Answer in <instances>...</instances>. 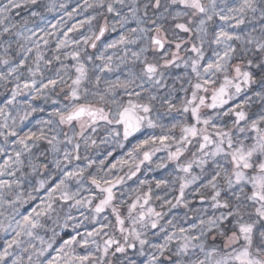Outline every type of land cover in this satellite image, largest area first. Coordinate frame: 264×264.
Here are the masks:
<instances>
[{
  "label": "rangeland",
  "instance_id": "374dc122",
  "mask_svg": "<svg viewBox=\"0 0 264 264\" xmlns=\"http://www.w3.org/2000/svg\"><path fill=\"white\" fill-rule=\"evenodd\" d=\"M20 1L13 0L9 6L16 8ZM169 1L181 3L190 9L189 11L186 10L189 14L187 16L189 26L179 27L182 35H177L176 31H168L167 34L159 28V21L155 19H148L145 22L137 21L136 29L127 33L124 29L133 25H129L120 18L115 20L114 24H110L106 20L102 21L95 30H90L88 27L90 33L87 34L88 39L85 47L90 46L94 51L93 54L96 53L99 64L102 63V66L106 67V69L97 68L95 70H106L105 73L112 70L109 74L114 72L117 77L122 79L121 83L135 86L134 89L138 91L135 93L136 96L144 103L138 104L136 101H127L121 104L117 97L106 94L105 97L108 98L106 107L79 104L76 100L81 95L70 91L68 86H65L58 88V92H56L64 95V97L57 108L54 106L53 111L48 114L51 117L42 119L46 121L44 123L40 120H35V122H39L37 125L45 132L39 129L40 135L53 142L54 147H52L51 155L55 159H60L59 155L63 153L65 156L66 154L68 156L74 155L70 143L75 139L79 141L75 142L74 145L76 146H90L95 152L98 151L100 157L107 158L110 155L114 157L118 154L113 155V152L115 153L113 147L119 141L122 143L118 153L122 154V158L117 156L115 165L118 169L132 167L133 173L135 169L138 170L141 167L140 165L144 161L150 160L154 150L157 162L164 168L168 165L167 171L161 175L164 186H161L160 178L156 185L167 191L159 194L157 200L163 203L173 201L171 190L176 187L175 182H177V184L179 183V190L183 189L186 193L184 202L179 206L181 210H187L189 206L187 203H191L189 201L192 199L193 202L195 200L192 198L195 191L188 188L190 184L194 185V182H190L192 176L190 174L196 167L200 166L198 156L201 152H205L207 155L211 154L209 162H213L214 165L209 171L208 179L217 177L227 180L231 177L234 183L238 185L237 192H230L228 195L230 202L233 203L234 198L239 201L241 197L246 195V187H249L250 191L252 190L248 199L255 200L257 205L246 203V206H252L254 208L253 213H247L245 209H238L237 213L241 215V219L230 215L228 212L216 217L209 214L207 219H201L202 216L207 215L201 210L199 215L201 217L197 221L184 220V213L175 215L178 216V220L175 221V216H173L169 220L172 228H169L168 233L158 240L159 242L165 240L166 245L164 246L163 242L161 244L154 243L150 246L151 253L146 255L145 260H141L142 263H139V260L136 262L129 260L128 264H264V128L253 125L254 121L264 117V114L251 122V118L243 112L250 105L251 95L232 102V96L243 94L244 89L251 83V78L245 70V65L241 62H235L228 67L230 55L234 49L232 40L239 31L238 27L230 30L228 25L233 23L231 21L233 18L238 19L234 22L235 24L244 22L240 18L245 16L243 9L250 0L228 2L227 5L224 0ZM219 7H223V11H225L221 13L223 16L215 14ZM214 8L215 11L212 13ZM182 12L185 13V11ZM215 15L219 19L220 29L226 31L219 29L216 36L208 38L209 43L207 44L205 40L207 30L205 28L209 27L210 20ZM69 18L73 23L84 18V15L70 16L67 21ZM63 22L65 21L63 20ZM55 28L56 26L52 22L51 28L48 27L47 31ZM101 29H104V33L100 41H97L95 39ZM227 29L229 30L227 31ZM47 31H44L42 37L49 34ZM55 33L56 31L51 32L60 44L68 45L70 37L67 34L69 32ZM64 37L67 39L66 42H64ZM174 37H176V41L173 40ZM236 37L235 41H238L240 37ZM153 38L162 41L161 52H157V46L151 44ZM243 41L245 40H241V42ZM207 45H209V55L204 62V56L200 55V52ZM141 63H143V67L139 71V67L136 68V66L141 65ZM108 68L111 70L108 71ZM98 73L102 74L103 71H98ZM169 75L179 78L173 79L171 77V81H169L167 80ZM222 77L224 78L222 79ZM161 81L164 83L159 84L158 82ZM56 83H50V87ZM25 86L28 87V91L25 93L21 91L19 94L16 91L20 88L15 87L16 91L12 94L10 105L0 122L4 130L12 133L28 129L31 126L29 122L32 112L35 111V105L42 103V100L39 102L38 99L33 102L27 97L32 93L31 89L36 90L38 83L30 81ZM186 88L189 89L188 93L185 91ZM90 95L99 98L95 92L88 93V96ZM149 98L152 99L151 103L148 101ZM27 101L31 103L28 104ZM79 107L95 110L96 114L92 117L86 115L74 121L64 120ZM223 108L226 109L219 116V119L214 118V113ZM261 111L264 113V110ZM126 120L133 122V131H126ZM154 123H158L157 128ZM176 129L178 138H173L172 132ZM212 133L216 134V140H212ZM225 133L233 137V140L227 142L224 147L222 137H227L223 135ZM31 135V133L26 132L23 133L24 138L10 141L11 151L5 161L6 166L0 168V180L3 179V182L8 177L7 175L11 176L12 174L10 162L17 159L16 156L22 152V149L25 151ZM91 135H99L97 141L100 142L86 143L87 137ZM257 137L259 138L258 142L253 140ZM181 141L190 151L187 154L182 149ZM125 147L127 148L125 149ZM174 160L176 163L178 162L177 165ZM111 168L106 169L107 171L103 174L102 185L95 194L97 202L95 203L96 197L92 195L91 202L87 201L84 206L94 204L95 208L101 212H108V208L113 211L124 209L122 206L119 207L120 204L125 203L124 201H118V204L109 203V201L114 202V197L120 194L117 191L120 182L116 180L114 167ZM43 170L44 167L42 166ZM72 170L70 173L66 172L63 177L64 180L57 182L45 200L41 204H36L35 208L38 210L42 207L52 209L55 208V203L61 208L63 203L67 202L71 208L82 209L83 193L88 192V189L83 185L70 188L68 183L76 172L73 168ZM9 181H6L8 183L3 185L0 192L8 193ZM128 188L123 189L125 193ZM183 190L177 191V198L182 197ZM137 191L135 193L139 194ZM187 192H192V195L188 197ZM17 204L18 200L15 197L0 194V227L10 235V241L18 243L20 238L18 248L7 253L0 264H38V257L41 254L39 250L43 246L45 237L42 238L37 231L40 227L37 216L32 213L21 215ZM160 206L162 204L151 203L148 199L142 203L137 201V203L128 205L126 213L132 215L135 220L129 221L131 227H128V230L125 226L127 238L130 240L137 239V228L134 225L144 224L146 221L150 222L154 215L159 217L158 209ZM193 207L201 208L195 203ZM107 218V213H104L97 225L95 221H92L93 223H91L96 226L93 225L94 227L89 233L87 231L86 234H82L80 236L81 241L75 236L72 237L69 241L61 244L46 263L41 264H97L93 259L94 254L96 256L100 247L102 251H105V244L102 243H109L112 227L117 224L118 228L122 229L123 226V220L120 217L116 218L117 222L114 221V223L110 218H108L110 222L107 221ZM229 219L233 221L228 222ZM179 220L182 221L181 224H179ZM154 221L150 223L153 224ZM52 222L59 224V218L55 217ZM175 223L179 224L178 229H174L176 228ZM232 224L233 226H231ZM235 225H237L236 232H231L223 237L220 245L203 243V238L213 227L221 226L223 230H226L229 227L234 229ZM191 231L194 234L190 235ZM221 233L222 230H219L218 233L209 236V241L216 240L215 238ZM181 240L184 241L188 252L185 257H178L176 261H173L166 256L167 246ZM152 241L154 239H150L149 242ZM257 243L260 248L254 247Z\"/></svg>",
  "mask_w": 264,
  "mask_h": 264
},
{
  "label": "trees",
  "instance_id": "16d2710c",
  "mask_svg": "<svg viewBox=\"0 0 264 264\" xmlns=\"http://www.w3.org/2000/svg\"><path fill=\"white\" fill-rule=\"evenodd\" d=\"M12 1L0 0V122L3 120L4 113L10 105L12 94L16 91L15 87L20 88L16 93L19 94L21 91L25 93L28 91V87L25 86L27 82L36 81L38 87L35 91L31 89L30 91L32 93L27 97L33 100V102H36L38 99L39 102L42 100V103H38L34 107L37 112L34 111L31 114V120L29 122L31 126L28 128L29 130L24 129L14 132L16 133L14 135V133L4 130L2 125H0V168L6 166L5 161L11 151L10 141L13 139H22L23 133L26 132L32 134L25 151L22 149V152L16 156L17 159L10 162L12 166V177L7 175L8 177L4 182L3 179L0 180V190L3 185L8 183L6 181L10 180L8 193L0 192V194L6 195L7 197H15L18 200L17 208H20V214H34L37 216V220H39L37 221L39 226H43L37 230L42 238L45 237L43 246L39 250L41 254L38 257V264L46 263L56 249L64 242L72 239V237L75 236L81 241L80 236L84 233L86 234L87 231L89 233L102 219L104 213H107L108 218L113 220V223L116 221V218L120 217L123 220V226L122 229L118 228L117 224L112 227V235L109 237V243H102L103 245L105 244L106 252L102 251L100 247L96 256L94 254L93 259L97 264H128L129 260H134L135 262L139 260V263H142L146 255L152 251L150 250V246L154 243L161 244L163 241L159 242L158 240L168 233L169 228H172L169 220L180 213H184V220L188 221L192 219L190 221H197L201 217L199 216L201 210L207 214L204 217L202 216L201 219H207L209 214L212 217H216L225 212L241 219V215L237 213L238 209H245L247 213L254 212L252 206H246V203L248 205H257L255 200L248 199V196L252 193L249 187L245 188L247 190L245 192L246 195L241 197L239 201L233 197L234 202L232 203L229 201L228 195L230 192H237L238 185L234 183V180L231 177L227 180L217 177L208 179L209 171L212 169V166L214 167L213 162H209L211 154L207 155L205 152L199 153L198 160L201 164L195 168L196 170L194 169L191 172L190 182H194V185L190 184L188 188L195 191L193 193L194 197H192L195 200L193 202L192 199L189 201L191 203H187L189 205L187 210H181L179 206L184 202L186 193L181 189L184 194H182V197L177 198L178 192L181 191L179 190L180 187H178L179 183L177 184V182H175L176 187L171 190V199L173 201L170 203L172 205L169 202L163 203L157 200L159 194L167 191L164 188L160 189L156 185L159 183L160 178V184L164 186L161 175L167 171L168 165L164 168L163 165L157 162L154 150L151 153L150 160L147 159V161H144L140 165L141 167L138 170L135 169L133 173L132 167L118 169L115 165L116 157L119 156V158H122V154L118 153L122 143L119 141L113 147L115 150L113 155L118 154L114 157L112 155L107 158L100 157L98 151L95 152L90 146H76L74 145L75 142L79 141L75 139V141L70 143V146L74 150V155L68 156L66 154L65 156L63 153L59 155L60 159H55L51 155L52 147H54L53 142L40 135V130L42 132L44 130L37 125L39 122H35V120H40L44 123L46 121L42 119L51 117L48 114L53 111L54 106L57 108L64 97V95L62 96L56 92H58V88L65 86H68L70 91L81 95L76 100L79 104L97 105L101 108L103 106L106 107L108 103V98L105 97L106 94L117 97L121 101V104L127 101H136L138 104L144 103L143 100H140L136 96L135 93L138 91L134 89L135 86L121 83L120 81L122 79L117 77L114 72L109 74L112 71L111 69H107L108 71L111 70L108 73H105L106 70H95L97 68L106 69V67H103L102 63L99 64V61L96 59L97 55L96 53L93 54L94 51L90 46L85 47L86 40L88 39L87 34L90 33L91 29L95 30L102 21L106 20L110 24H114V21L120 18L129 25H133L130 27L132 29H124L126 33L136 29L135 24L137 21L145 22L148 19H155L159 21V28L167 34L168 31H176L177 35H182L179 27L189 26L187 23V16L189 14L187 11L190 9L184 7L181 3H171L169 0H21L16 8L9 6ZM233 1L234 3L236 1L240 2V0H224L226 5L228 2L232 3ZM243 10L245 11V16L240 19L244 21V24H235L234 22L238 19L233 18L231 20L233 23H229L228 25L230 26V30L238 27L239 31H237L235 38L237 39L236 36L240 37L238 38L239 42L235 41V38L232 40L234 49L230 55L228 67L235 62H241L245 65V70L251 78V83L244 89L243 94H235L232 96V102H235V100L238 101L244 96L251 95L250 105L243 112L247 114V117L251 118L250 120L252 122L254 119L256 120V117L264 114L261 113V110H264V0H250L244 6ZM182 11H185V13ZM214 11L215 8L212 10V13ZM223 12H225L223 11V7H219L216 9L215 14L223 16L221 14ZM78 14L84 15V18H80L73 23H71L70 18L68 20L69 22L67 21L68 17H76ZM216 15L210 20L209 27L205 28L207 30L205 38L207 44L209 43L208 38L216 36L219 32L218 30L221 28ZM63 20L67 23L63 22ZM52 22L56 28L47 31L48 27L51 28ZM44 31H47L49 34L42 37ZM53 31H56L55 34L69 32L67 34L70 37V40L68 39V45L60 44L55 38V35L51 34ZM100 38L98 39L99 41ZM63 39L66 42L67 39L65 37ZM173 40L176 41V37ZM241 40L245 41L241 42ZM208 49L209 45L204 46L203 51L200 52V55L204 56V62L209 55ZM142 64L136 66V68L139 67V71L143 67ZM98 71H103V73L99 74ZM169 76L167 78L169 81H171V77L173 79L179 78L172 75ZM54 82L57 83L53 87H50ZM183 82L186 83V81ZM158 83L161 84L164 82L161 81ZM185 91L188 93L189 89L186 88ZM82 92L84 93L83 95ZM90 92L97 93L99 98L96 96L92 97L91 95L88 96ZM33 96L35 99H33ZM148 101L151 103L152 99L149 98ZM27 103L29 104L31 102L27 101ZM225 109L223 108L217 113H214V118L219 119V116L224 113L223 111ZM154 125L157 128L158 123H154ZM253 125L258 128H264V117L254 121ZM176 131L177 129L172 132L173 138H178ZM223 135L228 137H222L225 147L227 142H232L233 137H230L227 133ZM212 138V140H216V134L212 133ZM95 139L96 141H94ZM98 139L99 135H91L87 137L86 143L100 142L97 141ZM253 140L258 142L259 138H253ZM180 144L186 154L190 152L183 145L182 141ZM164 153L167 152L164 151ZM64 158L65 161H63ZM171 163L170 165H172ZM174 163H176V160H174ZM42 166L44 167L43 171ZM111 167H114V175H116V180L120 182L119 189L117 190L120 194L119 196L117 195L118 197H114V202L109 201V203L118 204V201H124L125 203L119 205V207L122 206L124 209H120L121 211L119 209L113 211L108 208V212H101L95 208L94 204L84 206L87 201L91 200L92 195L96 197L95 203L97 202V196L95 194L102 185L101 180L104 178L103 174L107 171L106 169ZM72 168L76 172L68 183L70 188H77L79 185H83L88 189V192L83 193V201H81L83 203L82 209L76 207L71 208L67 202L63 203L61 208H59L57 203H55V208L52 209L42 207V209L38 210V208H35L36 204H41L45 200L46 196L49 195V191L56 186L55 184L57 182L64 180L63 177L66 172L70 173L73 171ZM125 188H128L126 193L123 190ZM136 190H138L137 192L139 194L135 193ZM190 195H192V192H187V196L190 197ZM147 199L151 203L156 202L157 204H162L158 209L159 217L152 216L151 221L155 220L153 224L150 223L151 221H146L144 224H135L134 227L137 228L136 237L138 238L130 240L127 238L128 227H131V222L129 223V221L135 219L132 215L126 213V207L132 203H137V201L142 203ZM194 203L200 205L201 208H194ZM54 216L59 218V224L52 222L55 218ZM108 218L107 221L110 222ZM177 220L178 216H175V221ZM92 221H95L96 225L92 224ZM182 221L179 220V224ZM229 221L233 220L229 219ZM175 224L176 228L174 229H178L179 224ZM101 226L103 227V225ZM236 226L234 229L226 227V230H223L221 226L213 227L203 238V243L206 245H211L212 243L215 246L220 245L223 237L231 232H236ZM116 230L118 231L116 232ZM219 230H222V233L215 238L216 240L209 241V236L218 233ZM191 234H194L193 231H191ZM9 236L0 227V263L6 254L13 252L14 249L18 248L20 243V238L17 243L16 241H10ZM150 239H154V241L149 242ZM163 243L165 246V240ZM254 247L260 248L258 243ZM187 249L184 241L181 240L167 246L168 251L166 256L176 261L178 257L182 258V256H186Z\"/></svg>",
  "mask_w": 264,
  "mask_h": 264
},
{
  "label": "water",
  "instance_id": "95a60500",
  "mask_svg": "<svg viewBox=\"0 0 264 264\" xmlns=\"http://www.w3.org/2000/svg\"><path fill=\"white\" fill-rule=\"evenodd\" d=\"M103 33H104V29H101L99 35L96 37L95 40H98L102 36ZM151 44L157 46V52H161L162 51L163 43L158 38L151 39ZM94 114H96L95 110H92V109L86 110L85 107H79L76 110H74L70 115L65 117L64 120L65 121H74V120H77L79 118H83L86 115L92 117ZM125 128H126L127 132L133 131V122L131 120H126Z\"/></svg>",
  "mask_w": 264,
  "mask_h": 264
}]
</instances>
